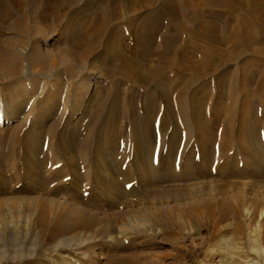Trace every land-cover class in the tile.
Segmentation results:
<instances>
[{
  "label": "rangeland",
  "instance_id": "rangeland-1",
  "mask_svg": "<svg viewBox=\"0 0 264 264\" xmlns=\"http://www.w3.org/2000/svg\"><path fill=\"white\" fill-rule=\"evenodd\" d=\"M7 3L0 60L33 37L37 62L0 73V264H195L216 248L207 263L224 264L219 246L247 248L233 222L208 241L214 224L186 212L237 180L264 189V0Z\"/></svg>",
  "mask_w": 264,
  "mask_h": 264
},
{
  "label": "bare ground",
  "instance_id": "bare-ground-1",
  "mask_svg": "<svg viewBox=\"0 0 264 264\" xmlns=\"http://www.w3.org/2000/svg\"><path fill=\"white\" fill-rule=\"evenodd\" d=\"M18 1L19 6L22 7L20 5L21 0ZM8 3L13 5L16 3V0H8ZM21 12H24V10H22ZM10 15L11 13L6 6V0H0V26L6 25L7 22H5L4 18L7 19L8 17H10ZM253 22L260 23L259 17L257 16L253 20ZM12 23L15 24L18 33L20 35H24L23 33H21L22 23L19 20H14ZM35 34L36 33H34L33 35ZM233 36L234 33L230 35L229 39H231ZM249 39L251 43H257V38L254 35L249 34ZM32 40L33 37L27 42L19 40L21 41V44H26V47H23L22 50H20L19 52H10L5 59L0 60V73H5V76L10 75L11 72L9 71H19V73L21 74L27 73L29 61L27 60L28 57L25 54L29 53V57L33 59V64L37 62V60H34V48L36 47L32 45ZM19 41H6V43L10 44V46L14 48L17 43H20ZM204 54H206V52ZM21 57H24V60L28 62V67L26 66V64L25 66L19 65V60L21 59ZM202 57L205 60L208 59L207 55H203ZM43 58L44 60H46L45 57ZM44 62L47 63V61ZM38 63L40 64V66H42V61H39ZM61 64L63 63L61 62ZM45 67L46 64L43 65L42 68L45 69ZM185 67V65L179 66V68L182 70L185 69ZM227 118L229 120V116ZM256 154L258 155V152ZM247 160L248 162H250L249 159ZM258 162H261V160H259ZM236 183V185L242 187L238 191H234V193H232L231 195L227 194L228 190L221 191L218 197L219 206H217L216 208L212 206V201H210L208 203L203 204L202 206L199 204L194 205L190 208V211H187L186 213L189 214V216H192L194 219L201 217L203 220H210V222L214 224L210 226L211 229H209V234L207 237L208 241H210L216 235V223L219 222H233V225H235V230L233 231V234H236L238 236H245L244 239L247 248H228V246L226 247L225 245L219 246V252L221 253V261L223 258L225 259L224 264H258L256 262H253L252 257L259 258L261 260L260 264H264V189H257L255 185H252V187L256 189H254L252 193H247L245 190L248 188V186H251L250 181L237 180ZM123 226L124 229L123 227L121 228V235H124L126 233V230L128 231V226L130 225L124 223ZM248 229L250 231L247 233ZM192 248L193 251H196V246H193ZM217 253V248L215 250L206 251V253H203L204 257H202V259L194 262L195 264H208L207 256L213 258L214 256H217ZM228 255L229 260L227 259ZM123 257V262L127 264H146L141 263V255L128 254Z\"/></svg>",
  "mask_w": 264,
  "mask_h": 264
}]
</instances>
